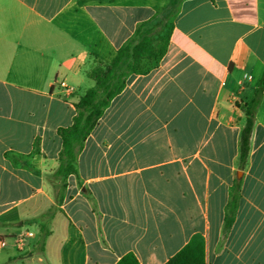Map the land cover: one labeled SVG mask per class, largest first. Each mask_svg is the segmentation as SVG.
<instances>
[{"label":"crops","instance_id":"1","mask_svg":"<svg viewBox=\"0 0 264 264\" xmlns=\"http://www.w3.org/2000/svg\"><path fill=\"white\" fill-rule=\"evenodd\" d=\"M168 5L0 0V264H116L129 252L165 264L197 233L206 264H264V93L248 164L238 165L244 106L264 78V0L179 4L166 54L129 75L105 109L67 178L45 251H35L32 220L55 204L58 129L95 86V56L112 60ZM27 231L34 236L19 248Z\"/></svg>","mask_w":264,"mask_h":264},{"label":"trees","instance_id":"2","mask_svg":"<svg viewBox=\"0 0 264 264\" xmlns=\"http://www.w3.org/2000/svg\"><path fill=\"white\" fill-rule=\"evenodd\" d=\"M86 0H78L82 4ZM107 1V0H95ZM183 0H169L164 9L163 19L150 24L140 25L133 39L122 45L115 57L107 61L95 56V63L88 75L95 86L88 89L75 104L76 113L69 126L60 127L58 135L62 140L59 165L54 173L53 183L55 204L39 217L32 220L38 224L39 234L35 249L43 254L47 238L51 234L50 222L61 210L67 187V178L77 175V156L85 141L97 125L111 100L121 93L127 84L129 75L147 72L167 52L173 23L168 19L177 11ZM264 93V78L255 90L251 100L244 106L245 121L240 134L239 159L240 169H245L250 153V141L255 125V115ZM241 180L236 179L229 189V201L225 212V228L229 230L235 220L239 205ZM116 264H140L137 257L129 252ZM165 264H206V241L202 234H194L190 241Z\"/></svg>","mask_w":264,"mask_h":264},{"label":"built area","instance_id":"3","mask_svg":"<svg viewBox=\"0 0 264 264\" xmlns=\"http://www.w3.org/2000/svg\"><path fill=\"white\" fill-rule=\"evenodd\" d=\"M249 78H251V77L249 76ZM61 86L65 87L67 91H72V88H71V87H68V86L66 85L65 82H62V83H61ZM33 236H34V233H33V232H31V231H27L23 236H21V237H19V238L17 239L16 245H17L19 248H22V247L24 246V242H25V240H26L27 238H31V237H33ZM2 245H4V243H2Z\"/></svg>","mask_w":264,"mask_h":264},{"label":"rangeland","instance_id":"4","mask_svg":"<svg viewBox=\"0 0 264 264\" xmlns=\"http://www.w3.org/2000/svg\"><path fill=\"white\" fill-rule=\"evenodd\" d=\"M164 14V12L162 13V15ZM162 17V16H161ZM37 253L39 252L37 249L35 250Z\"/></svg>","mask_w":264,"mask_h":264}]
</instances>
